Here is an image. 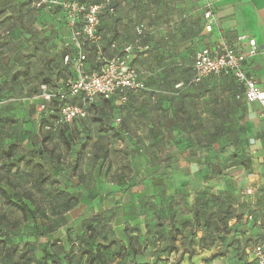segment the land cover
I'll use <instances>...</instances> for the list:
<instances>
[{
	"label": "rangeland",
	"instance_id": "obj_1",
	"mask_svg": "<svg viewBox=\"0 0 264 264\" xmlns=\"http://www.w3.org/2000/svg\"><path fill=\"white\" fill-rule=\"evenodd\" d=\"M52 1L58 0H48V9H41L37 5L39 0H0L3 11L0 15V110L10 103L22 123L40 115L34 95L42 80L25 76L29 61L26 57H32L36 70L52 55L54 47L48 50L47 46L56 37L53 34L55 28H62L64 37L68 34L61 17L57 18L58 14L53 13L57 7ZM113 2L116 11L114 22L109 24L112 32L109 39L121 34L123 42L139 41L149 46L146 53L139 54L136 62L149 84L148 90L139 94L144 97L143 102H139L138 94L122 105L119 101L106 104L98 100L97 107L91 109L84 121L73 124L70 145L64 142L62 134L54 133L48 137L53 157L55 153L60 157L56 158L58 163L53 165L46 161L43 170L29 169L27 181L20 172V182L34 188L38 174L43 171L44 176L50 175L56 181L57 190H65L64 200L69 197L68 189L71 190L72 207L75 203L80 204L72 211V229L68 230V245L72 242L75 250L72 253L74 264H87L81 248L94 240L102 244L117 242L105 254V264H131L134 259L124 249L126 234L140 247L136 264L164 263L166 260L159 258V250L175 248L196 253L202 249L199 240L205 234L208 243L212 238L215 241L208 249L224 256L237 254L240 256L237 264H243L246 248L264 238V162L246 172L242 180L233 177L241 167L229 168L235 154L247 156L246 147L250 150V143L261 137L260 133H253L255 130L246 121L250 106L236 100L235 85L230 79L213 77L194 87L187 85L197 38L204 29L202 15L193 13V0ZM139 21L147 27L141 38L135 31ZM119 25L120 31L117 30ZM103 55L108 57L110 51L104 49ZM179 82L184 85L177 88ZM165 101L175 109H167L166 113ZM23 109L28 111L27 116L23 117ZM255 112L262 114L260 108ZM156 116L163 122L162 128L153 126ZM118 117L122 118L119 123ZM108 128H114L116 132L107 131ZM191 144L193 149L189 148ZM185 156L193 162L184 163ZM198 156L204 161L196 166ZM170 158V164L178 169L189 166L188 174L168 178L158 175V182L162 183H157V189L152 188L155 185L151 181L152 174L163 171ZM207 161L220 165L225 173L223 180L206 179ZM58 166L64 171L62 175ZM21 167L27 170L25 165ZM192 168L196 169L191 171ZM45 186L51 187L50 183ZM248 188L253 189L251 195L247 193ZM158 190L159 194H156ZM110 204H113L112 208H109ZM43 207L41 214L45 218L52 217V211H56ZM205 207L209 212L228 207L235 209L242 215L246 237L243 239L242 233L236 234L233 230L225 235L199 227L194 215ZM57 209L58 213L66 211L65 208ZM250 213L254 215L253 222H248ZM118 216L123 218L120 227L115 226ZM236 225L237 220L231 219L228 228L233 229ZM3 228L7 232L8 228ZM23 230L25 234L34 230L33 223ZM90 236L94 240H90ZM18 239L19 235H14L9 243L23 248L24 242ZM41 242L36 239L35 243H30L29 264H42L45 245ZM59 242V239L50 241L53 243L50 248L54 250L55 246H60L64 251L65 247ZM182 258L175 254L174 264ZM19 262V254L6 251V244L0 245V264Z\"/></svg>",
	"mask_w": 264,
	"mask_h": 264
},
{
	"label": "trees",
	"instance_id": "obj_2",
	"mask_svg": "<svg viewBox=\"0 0 264 264\" xmlns=\"http://www.w3.org/2000/svg\"><path fill=\"white\" fill-rule=\"evenodd\" d=\"M79 1L81 3H85V4L86 3L87 4H97V3L102 2L103 0H79ZM55 6L57 7V10L56 11L54 10L53 13L58 14L56 16L57 18L61 17V19L63 20V27L65 25V29H67L66 15H65L64 11L62 10V8L60 6H58V5H55ZM40 7H41V9H44V8L48 9L46 3ZM50 12H51V10H50ZM2 13H3V11L0 10V15ZM55 14H53L52 17H55ZM114 14H115V12L112 14L111 13H104L101 16V24L98 27V33L102 36V42L100 45L102 56L105 57L103 55L104 49H108L110 51V55L108 57H105V58H112L113 56H115L116 54L121 52L123 45L131 44V43H127V42L126 43L118 42V40H117L118 38L116 37L117 35H113L112 36L113 39H111V40L109 39V37L111 36L110 34H112L111 31H110V33L108 32L110 30L109 24H112L114 22L113 21V17H114L113 15ZM139 22H141V21H139ZM139 22H136V24ZM136 24H135V26H136ZM53 34L56 37L53 38L51 45L49 44L47 46L48 50H50L51 47H54L51 50L52 55L48 56L49 58H47L45 61L41 60L42 65L38 66L36 68V70H34V67H33L34 64H33V62H31L32 57H26L25 56L26 59H29V61L26 62V66H27L28 70H26L25 76H27L28 78L33 77L36 80L37 79L42 80V82L37 85V88L35 89L36 90L35 95H34L37 97L36 99L38 100V105H40L42 103V100H40V98H38V96L41 93V85H43V84L48 85L58 95L50 103L49 111L46 113H40V115H38L36 118L41 130H43L45 132L43 134L44 137L41 138V141H39L38 144L34 145V147L32 148V150L30 152L31 156L23 155L22 153H18L19 147H18V144H16V143H12V144L8 145L6 148H1L0 149V181H3L4 175L8 176L14 170H16L17 176H18V173L20 175H21V173H22V175L24 173V180L27 181V180H29V178H26V176L29 174V169H34L36 167L42 169V168H44L43 164L46 161H49L51 164L56 165L58 163V161H56L57 160L56 158H60V157L57 156L56 153L54 154V157H53L52 151L49 150L50 146H48V143L50 142V139H48V137L54 135V133L62 134L64 142L67 145H70L71 140H72L71 138L73 135V133H72V128H74L73 124H77L79 121L82 122L86 119V118L85 119H78L72 123L64 124L57 131H45V126L47 124H51V123L55 122L60 117L61 108L65 103L70 102L73 104H80V105L84 104L82 96L68 97L66 99H61V97H60V94H62V92L67 91L65 81L71 77L72 78L76 77L73 64L72 63H65V60H64L65 56L70 54V53H72V56H74L75 51H74L73 47L71 49L70 47L65 46V44L63 42L64 34H63L62 28L57 26L55 28V31ZM65 35H67V34H65ZM114 44L116 45V47H113ZM87 51H88V60H87V64H86V70L87 71H93V70L99 69L103 63L99 59V58L102 59V56H99V54H98L99 49L97 47H91V48H88ZM140 53H142V51H135L134 58L131 62V65L133 67H135L139 72H140V69H139L136 62H137V59L139 58ZM143 53H146V51H143ZM193 62H194V57H193ZM193 62L191 64V76L187 80V85L189 87H194V86L200 85L203 82H205L208 79L213 78V77H222V78L230 79L233 81V83L235 85V94L234 95H235V98L237 97L238 93L240 92V89H239V86H238L236 80L232 76H227V77L226 76H211L209 78H206L205 80H203L199 84H192L191 80L193 77V67H192ZM15 77H16V75H15ZM144 82L146 83L147 90H148L149 84L145 80H144ZM180 83H183V85H184V82H179L178 84H180ZM177 85H176V87H177ZM147 90L140 91L139 93L146 92ZM134 95L136 96L137 94L134 92H130L129 97H128V101H129V99L131 100L132 98H134L135 97ZM100 100H102V102L106 103V104H114L115 102L119 101L120 104L122 105V102L120 101L119 97H114V98H111L108 100L107 99H100ZM236 100H238V99L236 98ZM238 101H242V100H238ZM127 102H125V104ZM87 107H88V111L90 112L93 107H97V103L95 102V103L89 104ZM1 116H2L1 117L2 120H5V119L12 120L11 117L5 116L4 111L1 113ZM118 118H121V117H118ZM107 131L116 132V130L114 128H108ZM86 139L87 138H85L83 140L84 146L87 143ZM159 142H162V140H160ZM189 148L193 149L194 147L191 144L189 146ZM231 159H233L232 160L233 162L230 164L229 168L241 167V170L238 173L234 174L233 177L235 179L242 180L244 178L246 172L252 171L256 167V164L253 162V160L251 158L247 157L246 155H243V154H235ZM170 162H171V158L167 160V162H166L167 164L165 166H168V164H170ZM21 165H25L27 167V170H24L21 167ZM206 168H207L206 179L209 180V179H212L214 177L217 179H220V180L224 179L225 173L223 172V170H221L220 165H217L213 161H207ZM61 171H62V169H60V167H59V169H58L59 174ZM47 183H50V186H51L50 188H53L52 193L55 195V197L57 199H60V201H58V203H57L59 205L61 203L62 196L64 195L63 194L64 192L57 190L55 188L57 183L55 180H53L51 178L50 175L44 176L43 171L40 172L36 178V184H35L34 188L32 187V189H35L38 192V190L40 188H46L45 185ZM10 184L13 186H16L12 183H10ZM18 185L25 187V186H23L22 182L18 183ZM0 197L4 200V203L9 206V210H10V214H7L6 212L0 213V236L3 235V238L0 237V245L4 246L6 244V251L8 250V251H11V253L16 252V254H19V258H20L19 264H29V262H30V258H29L30 242H25L23 244V248H20L18 245H15V246L13 245L12 247L9 246L10 248L7 249L9 242L6 239L8 236H9L8 237V240H9L14 235L18 236V235L24 233L25 232V230H23L24 227L27 225H30L32 223H33V227H34V230H30V231H32V235H34L36 237L43 236L44 234H46V231L44 229L45 226L44 225L39 226L38 218L39 219L44 218L46 220H49L50 216L45 218V215L41 214L42 207L39 205L36 206V204H35L36 198L34 196V193H32L31 191H24L23 193L16 191L13 194H11V193H9V191L7 189L0 187ZM65 204L66 203H64L63 205H65ZM58 208H60L62 210V207H58ZM50 209L56 210V211L58 210L57 208H54V209L50 208ZM65 210H67V209L65 208ZM56 211H52L53 216L60 215L61 213L64 212L63 210L60 213H58ZM209 211L210 210H208L206 207L202 208L199 211H196V213L194 215V221L199 227L205 229L206 231H213L215 234L223 233L225 235H227V233H229L230 230H233V232H235L236 234L242 233L243 239L246 237V234H247L246 228L243 227V225L241 223L242 215L238 214V212L235 209H233L232 207H228L225 210L218 209L215 212H209ZM12 214L13 215L14 214H21L22 219L14 218V219L10 220L9 215H12ZM249 215L253 216V218L251 220L249 219ZM249 215L247 217L248 222H253L254 221L253 213H250ZM11 218H12V216H11ZM23 219L25 221H29L30 223L27 225L21 224ZM231 219L237 220V225L233 229L228 228L229 221ZM3 227L8 228L7 232H4ZM126 237H127V243L124 246V249H125L126 253L134 259V261L131 264H136L135 259L140 254V247L138 245H136L134 238L132 236H129L128 234H126ZM1 239H3V240H1ZM90 240H94V237L90 236ZM69 241H71V240H69ZM208 241H209V239L207 238L206 234L199 240V244L202 245V249H208L209 245L212 246L215 243L214 238H212V240H210V243H208ZM259 243H264V238ZM52 245H53V243L48 242L44 246V248H43L44 255L42 257V264H74V262L72 260V253L75 250L72 249V242H71V248H70L69 252L63 251L59 254L55 253L54 250H52L50 248V246H52ZM116 245H117L116 241H111L108 244H102V243H97L94 240V243H92V244H90L84 248H81V251H82L83 256H85V260H86L87 264H105V261H106L105 254L107 252H110L112 250V248ZM174 249L170 248V249H165V250H159L160 251L159 258L162 257L161 256L162 254L174 252L175 251ZM249 249H250L249 247L246 248L247 257H246V260L243 264H255V261H252L250 259V255L248 254ZM194 254L195 253L191 251L189 253V256L191 257ZM221 256H224V255L219 253V252H215L211 255L209 260H213V259H215L217 257H221ZM232 257L235 258L234 264H237L240 260V256H238L236 254V255H233Z\"/></svg>",
	"mask_w": 264,
	"mask_h": 264
},
{
	"label": "built area",
	"instance_id": "obj_3",
	"mask_svg": "<svg viewBox=\"0 0 264 264\" xmlns=\"http://www.w3.org/2000/svg\"><path fill=\"white\" fill-rule=\"evenodd\" d=\"M48 0H39L40 7ZM52 3L60 6L66 15V26L68 34L63 38L66 47L74 49L72 53L65 56V63H72L76 77L65 81L66 92L60 94L61 99L82 96L84 104L65 103L61 108L60 117L53 123L45 126L46 131H57L64 124H69L78 119L89 116L88 105L100 99H111L119 97L122 103L128 101L130 92L147 90V85L140 77V72L131 65L135 51H147L149 46L142 45L139 41L122 46L121 52L112 58H105L101 52L102 36L98 33L101 24V16L104 13H114L116 5L113 0H103L97 4H85L79 0H58ZM205 29L212 33L217 23L212 3L207 0L205 4ZM147 30L143 22L135 26L138 37H143ZM237 42L246 44L247 50L239 49L221 35L219 40L210 46L202 48L197 52L193 62L192 84H199L211 76H232L240 89L238 100L247 103L258 102L264 112V89H262L255 76L246 68L248 59L259 53L257 40L248 34L237 36ZM97 47L99 58L103 63L99 69L86 70L88 60V48ZM113 47H116L114 44ZM183 83L177 85L181 87ZM58 96L48 85H41V93L38 96L42 103L39 105L40 113L49 111L50 103ZM122 119L118 118L117 122ZM247 193L251 195L253 189L248 188ZM253 218L249 215V219ZM250 259L255 264H264V243H258L248 250Z\"/></svg>",
	"mask_w": 264,
	"mask_h": 264
},
{
	"label": "crops",
	"instance_id": "obj_4",
	"mask_svg": "<svg viewBox=\"0 0 264 264\" xmlns=\"http://www.w3.org/2000/svg\"><path fill=\"white\" fill-rule=\"evenodd\" d=\"M207 0H193L192 2V10L193 13H199L203 17L204 21V29L202 33L197 38V48L195 50L194 58L202 48L206 46H210L217 42L221 35H224L232 45L239 49L247 50L246 44H241L237 42V36L240 34H248L251 37L255 38L257 40L258 46H259V53L250 59H248L246 63L247 70L252 73L255 78L258 81L259 86L264 89V0H209L212 3V8L214 11L215 16L218 17V21L216 25L214 26V30L212 33H208L205 29V19H204V12H205V4ZM217 20V18H216ZM118 24H116L117 26ZM115 26V27H116ZM117 30L120 31V25L117 27ZM110 33V30L108 31ZM118 42L120 43H126L121 40V36L117 35ZM139 67V66H138ZM140 69V68H139ZM77 76V73H75ZM140 77L142 80H146L144 78V75H142L140 71ZM178 88V87H177ZM136 94H142V93H136ZM139 95L138 100L139 102H143L144 97H140ZM155 96V95H154ZM136 97V96H135ZM246 103L248 106L249 112H248V119L246 121H249L250 127H252L255 131H253L256 135H261V137H258V139L255 140V142L250 143V150L248 147H246V150L248 151L247 157L251 158L255 164L257 163H263L264 162V112L262 106L258 102H250L247 103L246 101H242ZM2 103V102H0ZM169 104V105H168ZM169 107V108H168ZM163 108L164 109H175L174 105L171 106L169 102H163ZM257 108H260L262 110L261 113L255 112ZM4 111L5 116L11 117L12 120H2L1 119V113ZM154 112H158L155 111ZM168 110L166 111V113ZM17 111L13 110L10 106V103H8V106L4 108L3 110H0V149L6 148L8 145L12 143L18 144V153H22L23 155L30 156L31 149L34 147L35 144H38L39 139L42 137V135L45 133L43 130H41L38 121L35 119V116L32 117V121L22 123L20 120H18L20 117L19 115H16ZM22 115V113H21ZM28 115V111L26 109H23V117ZM153 126L156 128H162L164 126L163 122H160V120L155 118ZM186 159V160H185ZM204 161V158H201L198 156V158L195 159L196 166H198L200 163ZM179 162V161H178ZM186 162H193L192 160H187V157L184 158V163ZM183 163V162H182ZM172 164H168V166H165L164 170L161 171L159 174L154 171V174H152L153 179L151 181H154V186L152 188L157 189V185L162 182H158V179L160 177L168 178V177H179L180 175H187L189 166L184 165V167H180L179 169ZM193 166V165H190ZM197 168V167H196ZM196 168L190 169L191 171L195 170ZM64 171H61L60 174L62 175ZM160 177H159V176ZM20 181V178L16 175V170H14L11 174L8 176L4 175L3 181H0V187L5 188L9 191V193L13 194L14 192H21L24 191H31L34 193V196L36 198L35 204L36 206L43 205L47 208H58L61 207L64 203L65 205L62 206V208H66L67 210L61 213L60 215H55L53 217H50L49 220L46 219H39L38 218V224L39 226L44 225V229L46 231V234L40 237H36L32 235V231H28L27 234L22 233L19 235V241L30 242L35 243V240L42 241L44 245H46L48 242L53 241L55 239H59V245H62L65 252H69L71 248V244L68 245V230L72 229V211L78 209L80 207V204H74L72 207V200H71V190L68 189L69 192V199L64 200L65 197L62 196L61 203L58 205V201L60 199H57L55 195L52 193L53 188H40L38 192L35 189H32L29 185L22 187L21 185H18ZM16 185L13 186L10 183ZM158 183V184H157ZM27 187V188H26ZM60 191L64 192V189H61ZM153 191V190H152ZM159 194V190L156 192V194ZM43 203V204H42ZM113 204H110L109 208H112ZM44 208V207H43ZM6 212L7 214H10L9 206L4 203V200L0 197V213ZM15 217L18 219H22L21 214H14ZM9 215V219L11 218ZM13 221V220H12ZM119 221H121L119 223ZM134 221V220H133ZM29 221L22 220L21 224L27 225L29 224ZM117 227H120L123 225V218L117 217L115 221ZM114 223V224H115ZM21 233V232H20ZM13 236V235H12ZM126 235H124L125 237ZM5 238V237H4ZM18 238V237H16ZM12 239V238H10ZM9 239V240H10ZM9 240H7L9 242ZM13 243H8V246L12 247ZM18 245V244H16ZM54 252L59 254L63 252L60 248V246L54 247ZM216 251L214 249H201L197 251L194 255L191 257L189 256V253L183 249L175 250L172 253H165V255H161V259L166 260L164 263L159 262V264H174V257L175 254L178 256L183 257L180 259L177 264H234L235 258L232 256H221L217 257L213 260H209L211 255L215 253ZM64 254V253H63ZM158 255L160 256V251L158 252ZM167 259L169 260L167 262Z\"/></svg>",
	"mask_w": 264,
	"mask_h": 264
}]
</instances>
